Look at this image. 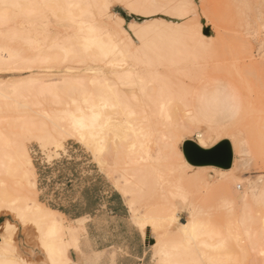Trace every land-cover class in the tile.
I'll list each match as a JSON object with an SVG mask.
<instances>
[{"label":"rangeland","instance_id":"1","mask_svg":"<svg viewBox=\"0 0 264 264\" xmlns=\"http://www.w3.org/2000/svg\"><path fill=\"white\" fill-rule=\"evenodd\" d=\"M31 1L37 4L38 12L27 19L26 16H22L18 5V2L23 3L21 5L27 4V0H0V11L10 17L8 20L12 19L8 25H3V28L28 31L35 37L38 34V41H35L38 48L42 46V49L59 57L57 62L51 65L52 69L46 70L49 73H43L45 80H58L60 77L58 75L69 76L71 72L72 75L83 76L87 69L103 67L104 62H101L100 58L86 56L79 45H76V54L68 57L61 56L59 49H51L50 46L55 41L63 42L67 36L75 35L79 28L78 24H69L63 17L68 13L65 8L70 7L66 0H56L54 3L51 0ZM83 1L82 4H77L76 9L72 7L76 4L71 5L72 12L78 14L76 15L77 21L86 20L89 24L101 26L100 13L106 16L105 18L113 16L112 22L108 21L112 23L109 32L112 35L120 32L119 35H111L113 41H120L125 22L129 28L125 35L127 39L126 37L125 39L130 49L144 48L147 42L146 46L158 48L159 51L155 53L156 58L153 57L158 59L157 57L161 58L160 48H164L167 53L164 56L167 59L162 55L163 58L158 59L159 63L157 60L152 61L157 66L160 64V70L163 67L166 68H164V73L169 77V83L180 85L182 94L174 104L179 107L187 105L196 97L199 90L204 91L201 88L207 86V90H210L207 93L215 92L216 88L228 97L232 105L230 111L227 110L222 115L213 117L214 119L209 115L207 118L202 115L199 116V122L192 124L184 117L181 121L186 122L188 131L178 138L168 136L164 140L154 139L147 142L152 152L158 148L166 152L169 150L167 148H170L169 145L173 149L179 140L183 143L187 140L196 143L206 142L208 147H212L217 142L229 140L235 145V149L241 143L240 145H245L248 150L241 154L238 152L241 148L237 150L235 166L227 169L232 171L226 173L224 178L218 170L200 171L207 172L204 173L208 184L207 189L199 186V183L182 178L180 173L186 174V170L180 173H170L166 164L162 166L157 162L153 164L152 173L154 175L148 180L143 177L134 180V182L142 180L144 189L149 191L148 198L151 199L160 190L163 191V193L160 191L161 196L164 195L166 198V200L165 198L161 200L162 197L157 195L158 197L153 198L155 200L159 198V200L153 201L154 204L151 202L155 207H152L153 212H162H159V215L156 214L159 217L156 234H146L153 264H264V0H163V3L170 5L166 6L163 13H145V16L141 9L136 10L139 7H135V0ZM87 4L93 15L82 18L79 12L83 14ZM13 5L16 6L13 7ZM59 13H62V17ZM37 14L40 16L38 17ZM131 23H134V27ZM45 31L50 37L44 41L42 36ZM105 37L108 38L107 35ZM35 43L33 45L37 47ZM5 45L31 52V43L20 40H6ZM178 48L181 52H178ZM174 50L180 54L173 52ZM172 52L175 57L169 54ZM146 57L143 56V60L146 59L143 63H151V58ZM91 74L90 71L89 75ZM29 76L27 74L0 75V77L8 78L9 81L26 80L30 78ZM144 78L137 80V87L150 85L149 76ZM58 84L60 83H57V87ZM59 86L62 87L56 88V92L53 89L51 93H27L23 98H17L16 102L11 99V94L6 88H2L8 98L0 99V125L2 126L0 129L9 136V139L14 137L21 140L37 175L36 191L25 189L24 195L54 210L55 208L67 209L74 203L84 206L83 193L89 192V194L100 197H106L107 193L108 195L118 193L114 182L120 176V166L114 165L113 158L109 156L111 155L109 152L112 137L115 133L120 134L119 131L111 130L107 136V148L103 153L113 166L106 170H102L93 154L75 140H63L62 147L44 143L43 134L47 131L62 132L69 129L73 126L76 115H79L75 104L71 102V98H77L76 94L64 92L65 87L62 83ZM172 114L175 121L177 116L173 112ZM174 121L170 123L175 124ZM30 125H35V130L25 133L24 127ZM207 130H213L212 139L207 138ZM232 132L239 135L233 136ZM183 143L180 145L182 153ZM140 155H142V150L140 154L139 147L131 154L122 149L116 161L117 164L129 159L131 162L139 159ZM184 160L187 162L185 156ZM179 163L182 165L181 162ZM21 165L22 171L31 173V166L27 160H22ZM255 178L257 181L251 184ZM260 179L262 180L259 181ZM152 184L157 186L158 191ZM120 195L128 207L129 221L136 226V217L143 216L147 212V207L144 204L134 207L128 197L121 193ZM14 198L15 196L10 195L8 200ZM160 200L165 203H161L159 207ZM168 202L173 203L171 209L179 215L176 223L170 224L165 219L168 215L166 211L163 212L165 209L163 207L167 206ZM17 204L16 201L12 205ZM157 205L161 209H157ZM3 206H8V204L3 203ZM12 215L6 210L0 212V224L6 219L15 223L12 228L0 231V235L2 234L3 239L10 242H13L18 235L17 242L22 253L28 258L37 240L32 237L27 238ZM243 219L248 221L243 222ZM63 220L67 227H75L79 222L72 221L64 215ZM186 220L189 223L195 221L198 224L200 232L198 238L190 239L182 231L181 224H186ZM83 221L86 227V219ZM29 226L37 229L33 224ZM82 234L74 238L78 245L71 250V258L73 250L78 255L82 254L81 246L85 243L87 232ZM163 240L168 248V256L160 252ZM39 257L44 258L42 254H38L35 262L43 264L42 261L39 263L41 259Z\"/></svg>","mask_w":264,"mask_h":264},{"label":"bare ground","instance_id":"2","mask_svg":"<svg viewBox=\"0 0 264 264\" xmlns=\"http://www.w3.org/2000/svg\"><path fill=\"white\" fill-rule=\"evenodd\" d=\"M27 1V4L21 5L23 3L18 2V5L20 6L19 9L21 10L22 16H26L27 19H29L30 16L38 12V6L31 0ZM51 1L54 3L56 0ZM66 2L70 5V7L65 8L68 13L65 12L67 14H64L63 17L69 22V24H78L79 28H77L75 35L67 36L66 40L63 42L57 43L55 41L53 45L50 46L51 49H59L61 53L64 54H61V56L68 57L69 55L76 54V45H79V47H82L83 54L91 58L93 56L100 58L101 62H104L106 66L103 64V67H97L89 70L87 69V71H85L86 74L83 76H75L72 75L71 72L69 73L71 74L69 76L58 75L60 76L58 77L59 81L57 79L50 80L47 78L46 79L48 81L45 80L43 73H49L46 70L52 69L51 65L53 66L59 57L50 53V51L42 49V46L38 48V45L35 43V41H38V34H36L37 36L35 37L28 31H17V29L13 30L14 28L4 29L3 25H8L12 19L11 21L8 20L10 17L7 16L6 13L0 11V75H30V78L26 80L9 81L8 78L0 77V99L8 98V95L3 93L2 88H6V90L11 94V99L16 102L17 98H23L27 95V93H51L53 89H55L56 92V88H61L62 86L59 85L62 83L65 87L63 88V90L65 89L64 92L68 91L76 94L77 98H71V102L72 104H75L79 115H76V120L73 126L69 129L63 130L62 132L47 131L42 135V139L45 144L52 143L56 147H62V141L65 139L77 141L93 154L96 163L102 170H106L113 166L110 165L109 159H106L103 153L107 148L106 139L109 135V131H119L120 134L115 133L112 137V144L110 146L111 151L109 150V154L111 153L109 156H111L115 162L113 164L120 166V176L119 179L114 182V185L121 194L129 198L132 206L137 207L144 204L147 207V212L141 217H136L135 223L143 235L146 236V234L149 233L156 234L159 227L157 226L159 223V217H157V215H159L158 213L161 211L153 212V208H155L153 207V204L155 201L159 200L157 195L161 196V192L163 193V191H158L157 186L155 187V185L152 184L154 189L158 191V194L154 195L157 196V200L153 198L154 196L152 197L153 199H150L147 197L149 195V191L144 189L142 180L134 182L135 179L141 177L148 180L151 176H153V164L155 162L162 166L166 164V168L170 173H180L181 171L186 170V174L180 173L181 177L199 183V186H202L205 189H207L208 184L204 173L207 172L200 171L218 170L223 174L222 178H224V175L232 170L218 169L214 166L196 167L189 164L184 160V155L180 148V145L183 143L182 140L181 142L179 140L173 149L171 148V145H169L170 148H167L169 150L166 152H164L161 148L152 152L148 147L147 142L154 139L156 141L164 140L165 138H168V136L170 138L181 137L184 132L188 131L185 124L186 122H183L184 120L181 121L184 117L187 118V122L193 124L196 121L199 122V116L202 115L206 118L207 115L212 118L222 115L227 110L230 111L232 105L229 102L228 97L220 93L216 88L215 92L212 91L207 93L210 91L207 90V86L201 88L204 89V91L201 90L200 92L199 90L196 97H194L191 102H188L187 105H181L182 107H179L177 104H174L176 99L182 94L180 93L181 87L180 85H175L171 82L169 83L168 81L170 79L167 74L164 73L165 67H161L162 71L159 68L160 64L157 66L154 62L157 60L159 63L158 59L163 58L162 55H167L164 48L161 49L157 45L161 50V52H159L161 58L157 57L158 59L153 58L156 56L155 53L159 51L158 48L156 46H146L147 42H144V45L146 46H144V48L136 47L134 49H130V45H127L129 44L126 40L127 36H125L129 28L125 22L122 36L119 39L120 41L118 42L117 40L115 42L113 41V38L111 39L112 34L109 32L111 31L109 27L112 23H108L109 20L112 22L113 19L111 18L113 16L105 18L106 16L100 13L99 23H101V26H97V24H89L86 20L80 22L76 20V15L78 14H74L72 12L71 5H80L84 1L75 0L74 3L73 0H66ZM84 5L85 4H83V6ZM134 5L136 8L139 7L136 10L141 9L144 12V16L145 13H163L166 10V6H170L163 3V0H135ZM55 7L57 8V6ZM74 9H76V7H74ZM77 12L78 11H76V13ZM79 13L82 18L93 15L92 11L89 9V4H87L86 8H84V12H82L83 14H81V12ZM60 15L62 17V13ZM39 16L40 15H38V17ZM31 19L33 20L34 18ZM131 24V26L134 27V23ZM117 25H119L118 21ZM43 34L42 37L44 41L50 37L49 35L47 36L46 31ZM115 34L119 35L120 32H115L113 35ZM106 35L108 38L105 37ZM6 40H20L27 42L28 44L31 43V52H25L24 49L10 48L5 45ZM34 43L37 47L33 45ZM178 44L180 43L178 42ZM85 49H87V51ZM177 50L178 52H181L180 48ZM177 50H174L173 52L178 53ZM169 51L171 52L172 50L170 49ZM173 52L169 54L175 57ZM142 55L144 57L147 56L151 58V61L154 60L152 61L153 63H143L146 59L144 58L143 60ZM165 56L164 58H166ZM128 59L131 60L128 61ZM90 71L92 72L91 75H89ZM145 76H149L148 83L150 85H147L146 87H137V80H143ZM57 83H60L58 84V87ZM183 107L184 109L180 110V108ZM172 112L175 116H177L175 117V121L174 118H172ZM171 121H174L175 124H171ZM35 128V125H30L25 126L23 130L25 133H30L35 130ZM206 132H208L206 134L207 138L212 139L211 134L213 133V130H207ZM232 135L238 136L239 134L232 132ZM217 143H215L212 147H214ZM197 144L206 149L212 148L208 147V143L206 142H197ZM240 144L241 143H239L240 147L238 146L236 149L235 145L233 143L231 144L234 151L233 166H235V162L237 160V150L241 148L238 150L239 154L246 153L248 151L245 148V145L242 146ZM137 147H139L140 154L142 150V155H140L141 157L139 159H134V161L131 162L129 159L117 164L116 160L122 149H124L128 154H131ZM22 160H27L29 162L31 166V173H25L22 171ZM178 161L181 162L182 165ZM36 177L35 168L29 160V154L25 145L20 139H15L14 137L9 139V136L5 135V133L0 129V212L2 210L11 212L20 227L23 229L24 232L22 231V233H25L27 238L32 237L37 240L34 244V249L30 252L29 257L27 258L22 253L19 243L17 242L18 235L13 242H10L3 239L1 234L0 264H38V262H35V257L38 254H42L44 257L43 259L39 257L42 259H40V261L36 258L39 263L42 261L43 264H74V261L70 257V252L78 245L77 240L74 238L77 235H81L83 232H87L84 221H79L75 227H67L63 222V215L60 212L46 207L39 201L32 200L30 196L27 197L24 195L25 189L28 191H36ZM261 180L262 179L259 181ZM255 181H257V178L252 180L251 184ZM10 195L15 196V198L13 200H8ZM161 197V200L165 198L164 195ZM164 200H166V198ZM16 201L18 204L12 205ZM151 202H153V204ZM3 203H7L8 206H3ZM158 203L160 207V204L165 203V201ZM167 204V206H161L165 208H162L164 210L163 212L166 211V214L168 215L165 219L166 221L168 220L170 224L176 223L179 215L171 209L173 203L171 204L168 202ZM157 209L161 208H158L157 205ZM6 220L0 224L1 232L5 229L12 228L15 224L8 221V219ZM246 221L248 220L243 219V222ZM30 222L37 227L36 230L29 226L31 225ZM181 225L183 227L182 231L186 233L188 238H198L200 232L197 227L198 224L195 221H191L189 223L186 220V224ZM31 243L29 242V244ZM160 252L165 256L169 255L168 248L166 247L164 240L161 243Z\"/></svg>","mask_w":264,"mask_h":264},{"label":"crops","instance_id":"3","mask_svg":"<svg viewBox=\"0 0 264 264\" xmlns=\"http://www.w3.org/2000/svg\"><path fill=\"white\" fill-rule=\"evenodd\" d=\"M82 198L84 206L74 203L67 209L55 208L72 221L86 219L82 254L72 251L76 264H153L148 237L129 221L128 207L119 192L106 197L88 192Z\"/></svg>","mask_w":264,"mask_h":264},{"label":"water","instance_id":"4","mask_svg":"<svg viewBox=\"0 0 264 264\" xmlns=\"http://www.w3.org/2000/svg\"><path fill=\"white\" fill-rule=\"evenodd\" d=\"M183 153L187 162L196 167L214 166L227 170L234 163V151L229 140H223L209 149L187 140L183 143Z\"/></svg>","mask_w":264,"mask_h":264},{"label":"snow or ice","instance_id":"5","mask_svg":"<svg viewBox=\"0 0 264 264\" xmlns=\"http://www.w3.org/2000/svg\"><path fill=\"white\" fill-rule=\"evenodd\" d=\"M16 5H13V7H15ZM6 7H8V6H6ZM72 7H78L77 5H73ZM86 51H87V49H85ZM75 54V53H74ZM205 146H207V145H205Z\"/></svg>","mask_w":264,"mask_h":264}]
</instances>
